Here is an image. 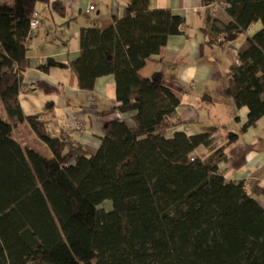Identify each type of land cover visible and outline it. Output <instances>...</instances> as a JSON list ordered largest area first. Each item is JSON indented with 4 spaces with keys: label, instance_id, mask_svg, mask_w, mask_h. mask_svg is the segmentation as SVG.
Here are the masks:
<instances>
[{
    "label": "trees",
    "instance_id": "1",
    "mask_svg": "<svg viewBox=\"0 0 264 264\" xmlns=\"http://www.w3.org/2000/svg\"><path fill=\"white\" fill-rule=\"evenodd\" d=\"M203 2L211 47L263 25L225 75L223 96L249 109L239 133L215 146L210 132L177 130L180 99L159 74L145 79L140 71L170 37L186 34V20L132 0L110 28L81 30L80 55L70 63L85 92L114 76L118 106L103 115L135 113L132 124L108 122L94 153L68 150L64 138L48 135L44 114L25 116L19 101L32 17L43 4L64 16V6L0 3V264H264V189L228 181L221 167L239 135L264 117V0ZM25 122L51 159L17 139Z\"/></svg>",
    "mask_w": 264,
    "mask_h": 264
},
{
    "label": "crops",
    "instance_id": "2",
    "mask_svg": "<svg viewBox=\"0 0 264 264\" xmlns=\"http://www.w3.org/2000/svg\"><path fill=\"white\" fill-rule=\"evenodd\" d=\"M51 1L61 3L65 15L45 4L38 7L41 26L29 43V64L19 96L21 110L25 116L43 113L48 135L64 138L68 150L83 148L94 153L102 143L108 122L123 119L132 124L135 113L103 115L118 106L114 76L97 79L93 91L85 92L80 90L70 63L80 55L81 30L110 28L116 18L124 16L132 0ZM13 2L0 0L1 4ZM91 6L94 10L88 12ZM149 9L168 10L180 15L185 18L188 28L185 35L170 37L160 53L146 61L140 75L152 79L159 74L163 84L180 99L177 116L182 125L178 131L189 136L210 132L214 145H222L229 133H239L249 114L247 107L237 109L231 98L223 96L228 85L225 75L230 67L239 64L238 53L248 45V38L263 28L262 23H254L245 35L230 45L211 47L206 45L202 32L210 11L203 0H149ZM217 14L224 17L220 11ZM49 60L55 65L47 71L41 69ZM91 97L95 99L94 105L90 103ZM70 115L83 119V131L72 127ZM15 135L25 147L47 159L52 158L46 144L27 122L15 130ZM227 154V163L221 167L228 181L246 182L250 189H264V117L240 134ZM258 201L264 207V195Z\"/></svg>",
    "mask_w": 264,
    "mask_h": 264
},
{
    "label": "built area",
    "instance_id": "3",
    "mask_svg": "<svg viewBox=\"0 0 264 264\" xmlns=\"http://www.w3.org/2000/svg\"><path fill=\"white\" fill-rule=\"evenodd\" d=\"M209 7L213 9L214 13L219 11V6H217L216 4H212ZM93 10H94V7L91 6L88 8L87 11L91 12ZM30 26H31V30H30L29 40L31 41L36 36L37 30L41 26V17L37 12L33 15ZM90 103L92 105L95 104V99L93 97L90 98ZM70 122H71L72 127L76 131H83L85 129V123L83 119L77 115H70Z\"/></svg>",
    "mask_w": 264,
    "mask_h": 264
},
{
    "label": "rangeland",
    "instance_id": "4",
    "mask_svg": "<svg viewBox=\"0 0 264 264\" xmlns=\"http://www.w3.org/2000/svg\"><path fill=\"white\" fill-rule=\"evenodd\" d=\"M216 13H218V12H216ZM0 114H1V116H2L4 119H6V116H5V113H4V110H3L2 107H0ZM107 207H108V209H109V205H107Z\"/></svg>",
    "mask_w": 264,
    "mask_h": 264
}]
</instances>
